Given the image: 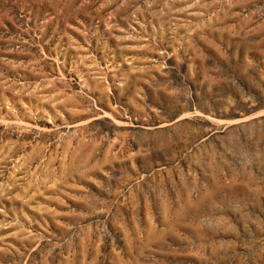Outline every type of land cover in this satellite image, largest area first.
<instances>
[{
  "label": "rangeland",
  "instance_id": "rangeland-1",
  "mask_svg": "<svg viewBox=\"0 0 264 264\" xmlns=\"http://www.w3.org/2000/svg\"><path fill=\"white\" fill-rule=\"evenodd\" d=\"M0 264H264V0H0Z\"/></svg>",
  "mask_w": 264,
  "mask_h": 264
}]
</instances>
